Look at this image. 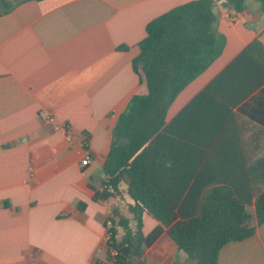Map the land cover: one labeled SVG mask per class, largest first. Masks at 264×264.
Wrapping results in <instances>:
<instances>
[{
  "label": "crops",
  "instance_id": "obj_1",
  "mask_svg": "<svg viewBox=\"0 0 264 264\" xmlns=\"http://www.w3.org/2000/svg\"><path fill=\"white\" fill-rule=\"evenodd\" d=\"M192 1H0V264H108L106 223L115 212L126 216L120 199L128 213L135 205L123 182L114 195L103 190L114 129L133 97L147 93L133 62L147 25ZM216 1L223 51L179 95L167 120L186 112L188 136L211 144L186 192L191 211L217 175L240 176L254 194L264 191V61L247 52L256 40L264 47V12L257 4L230 12ZM243 54L237 65L256 89L245 96L205 91ZM216 97L245 99L227 111ZM195 113L197 122L190 120ZM194 160L185 158L186 173ZM142 222L145 235L160 224L148 212ZM141 261L187 264V255L164 232ZM218 264H264V224L223 247Z\"/></svg>",
  "mask_w": 264,
  "mask_h": 264
},
{
  "label": "trees",
  "instance_id": "obj_2",
  "mask_svg": "<svg viewBox=\"0 0 264 264\" xmlns=\"http://www.w3.org/2000/svg\"><path fill=\"white\" fill-rule=\"evenodd\" d=\"M218 1L230 12H243L252 4L264 12V0ZM217 4L216 0H195L147 25V35L139 45L140 54L133 62L147 93L134 96L120 116L104 167L109 177L103 186L116 190L118 183L123 182L135 199V205L129 207L132 218L115 212L109 219L113 223V237L112 244H107L108 263L110 248H115L120 252V263L145 264L141 261L145 248H150L166 232L187 255V264H218L223 247L252 237L264 224V191L254 194L251 182L240 176L217 175L203 189L194 210H186V192L198 173L197 163L207 155L211 144L198 146L188 136L183 127L186 112L167 122L169 110L179 95L223 51L226 39L217 27ZM12 8L7 5V10ZM248 51L264 61V47L258 40L248 46ZM244 58L243 54L225 68L205 91L230 95L239 92L245 96L256 89L246 86L245 67L237 65ZM215 99L222 110L228 111L245 97ZM240 112L248 114L244 106ZM200 115L195 113L190 120L197 122ZM189 155L196 160L190 173H186L189 165L185 158ZM105 193L109 194L107 190ZM144 212L160 223L148 235L143 232ZM118 227L123 229L119 239Z\"/></svg>",
  "mask_w": 264,
  "mask_h": 264
},
{
  "label": "built area",
  "instance_id": "obj_3",
  "mask_svg": "<svg viewBox=\"0 0 264 264\" xmlns=\"http://www.w3.org/2000/svg\"><path fill=\"white\" fill-rule=\"evenodd\" d=\"M48 120L53 123L55 122V118L54 117H48ZM91 160V157L90 155H86L85 159L82 161V165L86 166L89 164ZM103 190L104 192L107 190V192L111 195H114L116 194V190L110 186V187H107V186H103ZM113 227V223L112 221L108 220L107 223H106V242L107 244H112V237H113V233L111 231ZM120 252L119 250L115 249V248H110V256H111V261L108 263V264H125V263H120L118 261V256H119Z\"/></svg>",
  "mask_w": 264,
  "mask_h": 264
},
{
  "label": "rangeland",
  "instance_id": "obj_4",
  "mask_svg": "<svg viewBox=\"0 0 264 264\" xmlns=\"http://www.w3.org/2000/svg\"><path fill=\"white\" fill-rule=\"evenodd\" d=\"M125 198L129 200V197H128V196H125ZM118 207H119L120 209H122V211L124 212V214H125L126 216L129 215V213H128V209H127V205H126V203H125L124 200L120 199V200L118 201ZM128 208H129V207H128ZM118 231H119V233H120L121 235L123 234V229H122V228L118 227Z\"/></svg>",
  "mask_w": 264,
  "mask_h": 264
}]
</instances>
